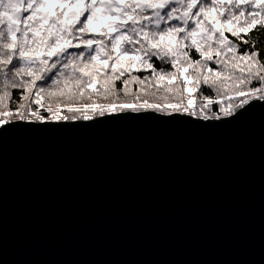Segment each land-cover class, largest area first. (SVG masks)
Listing matches in <instances>:
<instances>
[{
	"label": "water",
	"instance_id": "water-1",
	"mask_svg": "<svg viewBox=\"0 0 264 264\" xmlns=\"http://www.w3.org/2000/svg\"><path fill=\"white\" fill-rule=\"evenodd\" d=\"M114 116L0 133V264H264V107Z\"/></svg>",
	"mask_w": 264,
	"mask_h": 264
},
{
	"label": "snow or ice",
	"instance_id": "snow-or-ice-1",
	"mask_svg": "<svg viewBox=\"0 0 264 264\" xmlns=\"http://www.w3.org/2000/svg\"><path fill=\"white\" fill-rule=\"evenodd\" d=\"M262 47L264 0H0V133L115 113L223 124L264 107ZM133 83L165 103H74Z\"/></svg>",
	"mask_w": 264,
	"mask_h": 264
},
{
	"label": "trees",
	"instance_id": "trees-1",
	"mask_svg": "<svg viewBox=\"0 0 264 264\" xmlns=\"http://www.w3.org/2000/svg\"><path fill=\"white\" fill-rule=\"evenodd\" d=\"M66 10L69 12V14H71L72 12L77 11L76 8H68ZM51 11L55 12L56 9L53 8V9H51ZM108 22H109L108 18H104L101 21V23H103V24H106ZM258 50L264 51V47L258 48ZM159 63H160L159 61H156V64H159ZM213 67H215V66L213 65ZM164 68L167 70V69L170 68V65H164ZM133 74L142 79L143 76H145V75H151V71L150 70L142 71V72L133 71ZM173 83H175V81ZM117 87L118 88L123 87L121 82H119V81L117 82ZM129 88H130V93L127 96H125L122 92L119 94L118 97H109L108 99H104V98H102L100 96H97V95H93L91 97V99H89L88 96H85V97H83V98H81L79 100H76L74 103L78 104V105H86V104H91V103H109V102H112V101H116L118 103L132 102V101L136 100L137 97H136L135 94L137 92L140 93V100L141 101L148 100L149 102H155V103H160V104L165 103V99L161 98V97H164V95H165L163 93V91L156 92V90L154 88H150V89L146 90V92H147V94H146L145 90H142V86L139 85V84H136V83L130 84ZM167 100L168 101H172L173 100V97H172L171 94H169L167 96ZM115 114H117V113H115ZM96 118H100V116H97ZM77 121H80V120H77ZM61 122H76V121L68 120V121H61Z\"/></svg>",
	"mask_w": 264,
	"mask_h": 264
}]
</instances>
